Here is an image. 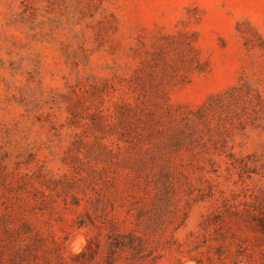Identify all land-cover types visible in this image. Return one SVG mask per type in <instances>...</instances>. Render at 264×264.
Here are the masks:
<instances>
[{"label":"rangeland","instance_id":"obj_1","mask_svg":"<svg viewBox=\"0 0 264 264\" xmlns=\"http://www.w3.org/2000/svg\"><path fill=\"white\" fill-rule=\"evenodd\" d=\"M0 264H264V0H0Z\"/></svg>","mask_w":264,"mask_h":264}]
</instances>
